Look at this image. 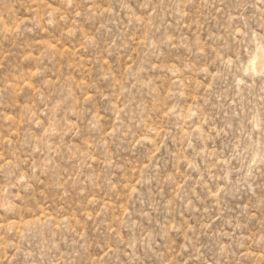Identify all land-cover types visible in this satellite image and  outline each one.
<instances>
[{
    "label": "rangeland",
    "instance_id": "1",
    "mask_svg": "<svg viewBox=\"0 0 264 264\" xmlns=\"http://www.w3.org/2000/svg\"><path fill=\"white\" fill-rule=\"evenodd\" d=\"M262 58L264 0H0V264H264Z\"/></svg>",
    "mask_w": 264,
    "mask_h": 264
},
{
    "label": "bare ground",
    "instance_id": "2",
    "mask_svg": "<svg viewBox=\"0 0 264 264\" xmlns=\"http://www.w3.org/2000/svg\"><path fill=\"white\" fill-rule=\"evenodd\" d=\"M263 59H264V58H262L261 61H260V63H257V64H259V65H263V63H264V60H263ZM257 64H256V65H257ZM263 66H264V65H263ZM255 67H256V66H255ZM257 70H258V68H257Z\"/></svg>",
    "mask_w": 264,
    "mask_h": 264
}]
</instances>
